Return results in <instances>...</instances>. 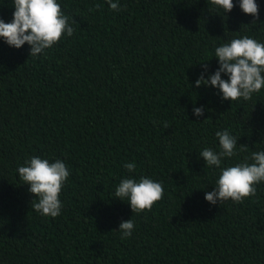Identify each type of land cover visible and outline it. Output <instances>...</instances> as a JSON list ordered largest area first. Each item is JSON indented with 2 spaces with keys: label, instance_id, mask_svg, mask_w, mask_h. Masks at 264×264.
<instances>
[{
  "label": "trees",
  "instance_id": "trees-1",
  "mask_svg": "<svg viewBox=\"0 0 264 264\" xmlns=\"http://www.w3.org/2000/svg\"><path fill=\"white\" fill-rule=\"evenodd\" d=\"M118 2L116 11L108 0H57L73 35L36 56L0 37V264H264V181L242 202L212 205L205 193L221 170L199 156L220 150L223 130L238 144L222 167L264 151V87L222 101L215 87L195 86L200 63L219 66L216 47L264 43V0L255 22L240 0L229 13L211 0ZM14 11L0 0V19ZM33 156L70 172L57 217L32 207L19 176ZM129 177L160 182L163 198L132 212L113 199ZM127 219L134 230L121 239Z\"/></svg>",
  "mask_w": 264,
  "mask_h": 264
},
{
  "label": "clouds",
  "instance_id": "clouds-1",
  "mask_svg": "<svg viewBox=\"0 0 264 264\" xmlns=\"http://www.w3.org/2000/svg\"><path fill=\"white\" fill-rule=\"evenodd\" d=\"M108 2L112 10H120L118 0ZM211 4L222 7L225 13L234 8L233 0H211ZM239 6L245 14L254 17L253 22L259 19L256 0H240ZM14 7L11 22L0 19V37L11 47L19 49L27 43L30 45V55L36 56L51 48L63 35H73L74 28L69 23V17L62 13L57 0H14ZM215 57L219 66L214 72H209L207 61L200 63L202 71L195 81L196 87H215L222 101L249 100L264 87V43L248 36L236 38L216 47ZM222 74L228 78L223 79ZM193 113L197 117L203 116L204 107H194ZM216 136L220 150L205 148L199 153L208 166L221 170L214 188L205 193V200L216 205L229 198L242 202L244 198L254 196L257 191L255 185L264 181V151L253 152L251 163L246 160L234 166L222 167L224 158L236 155L238 138L228 130L217 131ZM124 167L131 173L136 165L129 162ZM18 173L30 185L29 191L36 198L32 207L43 216L57 217L62 208L60 192L70 175L65 163L59 159L50 162L33 156L18 168ZM163 194L164 188L160 182L147 177H141L139 181L129 177L120 181L113 199L127 200L132 212L140 213L151 210L153 204L163 198ZM118 229L121 239L130 237L134 221L124 220Z\"/></svg>",
  "mask_w": 264,
  "mask_h": 264
}]
</instances>
